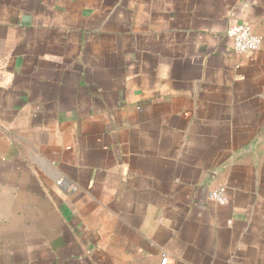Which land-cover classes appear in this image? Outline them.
<instances>
[{"label":"crops","instance_id":"obj_1","mask_svg":"<svg viewBox=\"0 0 264 264\" xmlns=\"http://www.w3.org/2000/svg\"><path fill=\"white\" fill-rule=\"evenodd\" d=\"M163 254L264 264V0H0V264Z\"/></svg>","mask_w":264,"mask_h":264},{"label":"built area","instance_id":"obj_2","mask_svg":"<svg viewBox=\"0 0 264 264\" xmlns=\"http://www.w3.org/2000/svg\"><path fill=\"white\" fill-rule=\"evenodd\" d=\"M226 34L232 40L233 49L237 54L243 55L256 52L261 46V36L256 34L248 23H234L227 28ZM209 198L217 204L227 203L225 187L219 186L212 190L209 193ZM167 262L168 256L163 254L161 256V264H166Z\"/></svg>","mask_w":264,"mask_h":264}]
</instances>
